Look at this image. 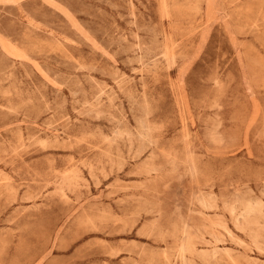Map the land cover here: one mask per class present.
Listing matches in <instances>:
<instances>
[{
    "label": "rangeland",
    "instance_id": "obj_1",
    "mask_svg": "<svg viewBox=\"0 0 264 264\" xmlns=\"http://www.w3.org/2000/svg\"><path fill=\"white\" fill-rule=\"evenodd\" d=\"M0 264H264V0H0Z\"/></svg>",
    "mask_w": 264,
    "mask_h": 264
}]
</instances>
